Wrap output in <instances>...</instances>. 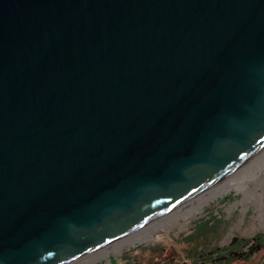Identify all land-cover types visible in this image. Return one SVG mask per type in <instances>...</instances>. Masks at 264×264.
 Listing matches in <instances>:
<instances>
[{
	"label": "water",
	"instance_id": "water-1",
	"mask_svg": "<svg viewBox=\"0 0 264 264\" xmlns=\"http://www.w3.org/2000/svg\"><path fill=\"white\" fill-rule=\"evenodd\" d=\"M264 149V0H0V264H66Z\"/></svg>",
	"mask_w": 264,
	"mask_h": 264
},
{
	"label": "rangeland",
	"instance_id": "rangeland-1",
	"mask_svg": "<svg viewBox=\"0 0 264 264\" xmlns=\"http://www.w3.org/2000/svg\"><path fill=\"white\" fill-rule=\"evenodd\" d=\"M257 160L260 158L254 162ZM250 164L236 186L210 200L203 211L189 220L179 216L174 226L154 228L146 241L125 246L121 251L117 249L113 254L104 251L100 258L92 253L79 261L84 260L82 264H264V224L258 217L256 204L249 200L255 198L258 204H264V168L261 169L264 157L259 164ZM260 171L263 179L259 177Z\"/></svg>",
	"mask_w": 264,
	"mask_h": 264
},
{
	"label": "bare ground",
	"instance_id": "bare-ground-1",
	"mask_svg": "<svg viewBox=\"0 0 264 264\" xmlns=\"http://www.w3.org/2000/svg\"><path fill=\"white\" fill-rule=\"evenodd\" d=\"M259 155H262L261 157H259L261 160V158L264 157V150L259 152L255 157H253L251 160H249V162H246L244 165L239 167V169L236 172L227 176L223 181H220L218 184L209 187L207 190H205L203 193L199 194L198 196L196 195L195 197L191 198L189 201L184 203L186 205L183 204L184 206L183 205L178 206L171 213H168L164 217L161 216L159 219H157L155 222H153L149 226L144 227V228L136 231L135 233H133L130 236L128 235V236L120 239L116 243L110 244V245L98 250L97 252L96 251L92 252L93 253L92 256L97 255L98 258H100V256L102 255V252H104V251L113 254V253H115V251L117 249H118V251H121L125 246L131 247V246L135 245L136 242H138V241H146L150 237L149 232L153 231L154 228H157L160 226H163V227H170L172 225L174 226L177 224V222H178L177 218L179 216H182L185 219L189 220L193 216L197 215V213L203 211L205 205L208 204L210 202V200L215 199V198L219 197L220 195H223L225 192L229 191L230 188L236 186L235 184L239 181V179H241L246 174L247 168L249 167L248 164L253 163L255 165V164L260 163V160H257L254 162L255 159H259L257 157ZM263 168L264 167H262L261 169L263 170ZM261 171L259 173V177H261L263 179V175H262ZM249 200L253 201L254 204H256L257 209L259 211L258 217L261 220L262 224H264V204H261V205L258 204V202L256 201L255 198L249 199ZM244 205H245V208H247L248 207V201L244 202ZM81 259H83V258H81ZM81 259L78 258V259L73 260L71 262L72 263L75 262L74 264H79V263L82 264L81 262H83L84 260L79 261ZM71 262H69V263H71Z\"/></svg>",
	"mask_w": 264,
	"mask_h": 264
}]
</instances>
